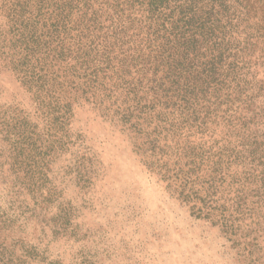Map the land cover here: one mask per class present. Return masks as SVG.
<instances>
[{"label": "trees", "instance_id": "trees-1", "mask_svg": "<svg viewBox=\"0 0 264 264\" xmlns=\"http://www.w3.org/2000/svg\"><path fill=\"white\" fill-rule=\"evenodd\" d=\"M0 16V58L60 144L87 103L143 138L192 214L230 237L264 227V0H0ZM55 202L65 232L73 213Z\"/></svg>", "mask_w": 264, "mask_h": 264}, {"label": "rangeland", "instance_id": "rangeland-1", "mask_svg": "<svg viewBox=\"0 0 264 264\" xmlns=\"http://www.w3.org/2000/svg\"><path fill=\"white\" fill-rule=\"evenodd\" d=\"M1 59L0 215L13 225L0 233V264H264V227L230 237L192 214L147 166L150 147L129 125L81 103L61 145L58 129ZM37 186L52 193L46 210L37 207ZM56 200L73 213L65 232L53 222ZM253 238L255 246L245 244Z\"/></svg>", "mask_w": 264, "mask_h": 264}]
</instances>
